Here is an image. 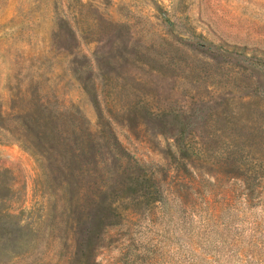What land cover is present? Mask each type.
Segmentation results:
<instances>
[{"label":"rangeland","instance_id":"1","mask_svg":"<svg viewBox=\"0 0 264 264\" xmlns=\"http://www.w3.org/2000/svg\"><path fill=\"white\" fill-rule=\"evenodd\" d=\"M0 264H264V0H0Z\"/></svg>","mask_w":264,"mask_h":264}]
</instances>
